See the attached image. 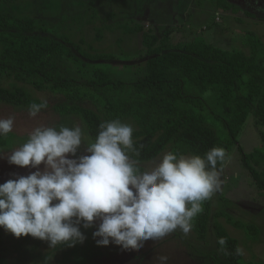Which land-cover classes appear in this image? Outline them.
Returning a JSON list of instances; mask_svg holds the SVG:
<instances>
[{"label":"trees","instance_id":"16d2710c","mask_svg":"<svg viewBox=\"0 0 264 264\" xmlns=\"http://www.w3.org/2000/svg\"><path fill=\"white\" fill-rule=\"evenodd\" d=\"M28 1L32 0H0L1 104L29 108L33 102H43L27 86L60 96L53 106L55 112L63 119L81 122L91 141L101 122L119 119L133 124L132 139L139 156L129 155L140 163L155 161L166 151L203 156L213 147L225 149L227 159L250 114L264 127V42L256 32L248 31L243 38L248 53L221 49L205 38L172 43V29L158 36L140 24L119 23L125 35L142 34L143 39L139 58L144 61L145 74L124 81L113 75L107 63L116 59L114 55H92L58 28L46 31L39 17L10 10ZM218 5L237 12L238 7L228 0H218ZM101 38L98 29L97 39ZM90 65L92 72L82 71ZM261 137L259 149L241 153L244 167L264 194V131ZM27 138L11 133L0 137V152ZM202 206L192 231L206 243L211 199ZM227 219L254 238L253 226ZM215 229L224 260L214 263L241 264L238 240L220 224ZM95 230V226L81 227L86 237L83 243L51 249L46 241L30 235L17 238L0 228V264H99L104 249L96 243L99 238H93ZM221 238L223 245L218 242Z\"/></svg>","mask_w":264,"mask_h":264},{"label":"clouds","instance_id":"9594fccd","mask_svg":"<svg viewBox=\"0 0 264 264\" xmlns=\"http://www.w3.org/2000/svg\"><path fill=\"white\" fill-rule=\"evenodd\" d=\"M45 107L47 101L33 102L29 116ZM13 125L12 116L0 119V137ZM132 135V126L119 119L101 122L94 141L79 125L36 127L6 156L9 164L35 171L0 184V228L46 241L51 249L83 243L81 227L96 222L97 245L123 250H139L177 229L189 233L203 202L221 189L226 150L213 147L203 156L170 151L142 170L129 155L139 156ZM82 146L87 154L77 156ZM218 242L225 244L223 238ZM158 260L167 264L168 257Z\"/></svg>","mask_w":264,"mask_h":264},{"label":"rangeland","instance_id":"374dc122","mask_svg":"<svg viewBox=\"0 0 264 264\" xmlns=\"http://www.w3.org/2000/svg\"><path fill=\"white\" fill-rule=\"evenodd\" d=\"M228 1L238 7L235 14L219 6L218 0H32L10 7V10L39 17L46 31L58 28L92 55H114L116 59L107 62L113 75L119 80L130 81L145 74L144 61L139 58L143 39L142 34L125 35L118 27L119 23L129 26L140 24L158 36L172 29V43L205 38L224 50L237 49L249 53L250 49L243 43L248 31L256 32L264 42V0ZM98 29L102 30L100 40L97 39ZM75 66L72 68L77 71ZM82 71L90 73L92 66L84 67ZM27 88L36 99L47 101L49 107L42 109L36 117H30L27 107L0 103V119L14 117L11 134L28 137L39 126L82 127L81 122L63 119L55 112L53 106L60 102V96L29 86ZM129 125L134 127L133 124ZM263 131L264 127L257 122L256 116L250 114L238 143L231 148L223 164L221 189L211 198L206 243L200 241L192 229L187 234L177 229L160 240L146 241L139 250H123L112 243L103 246L104 254L99 264H159L158 257L161 255L168 257L167 264H215V259L224 260L216 240L217 224L238 240L243 253L241 264H264V194L258 190L244 167L241 153L251 154L259 149ZM19 146L16 143L11 149L1 151L5 158H0V184L35 171L8 163L6 156ZM85 147L78 150L77 156L87 154ZM162 155L155 161L140 163L141 169L159 163ZM40 168L43 169V164ZM227 217L234 222L253 226L254 238L232 225ZM98 223L94 225L96 228Z\"/></svg>","mask_w":264,"mask_h":264}]
</instances>
